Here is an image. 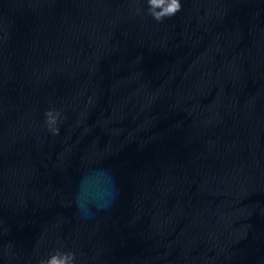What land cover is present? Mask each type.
I'll return each mask as SVG.
<instances>
[{
    "label": "water",
    "instance_id": "1",
    "mask_svg": "<svg viewBox=\"0 0 264 264\" xmlns=\"http://www.w3.org/2000/svg\"><path fill=\"white\" fill-rule=\"evenodd\" d=\"M180 3L0 0V264H264V0Z\"/></svg>",
    "mask_w": 264,
    "mask_h": 264
},
{
    "label": "clouds",
    "instance_id": "2",
    "mask_svg": "<svg viewBox=\"0 0 264 264\" xmlns=\"http://www.w3.org/2000/svg\"><path fill=\"white\" fill-rule=\"evenodd\" d=\"M181 8L180 0H149V11L151 15L160 20L163 17L174 15ZM159 9V10H157ZM51 119L50 121H53ZM53 131H56L53 129ZM72 254L52 256L47 264H71ZM43 264V262H41Z\"/></svg>",
    "mask_w": 264,
    "mask_h": 264
}]
</instances>
